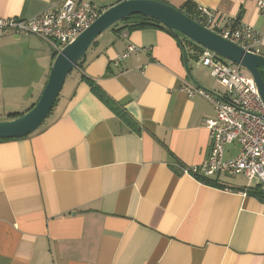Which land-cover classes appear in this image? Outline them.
Segmentation results:
<instances>
[{
	"label": "crops",
	"instance_id": "obj_1",
	"mask_svg": "<svg viewBox=\"0 0 264 264\" xmlns=\"http://www.w3.org/2000/svg\"><path fill=\"white\" fill-rule=\"evenodd\" d=\"M60 1L0 0V18L29 19ZM73 1L102 13L121 0ZM159 1L251 27L262 34L255 50L264 57L255 2ZM178 40L161 28L104 31L44 123L0 142V264H264L256 181L181 173L209 155L205 121L215 114L197 90L223 89L191 72ZM128 44L141 50L117 62ZM200 49L188 55L196 59ZM54 54L33 35L0 37V122L37 102ZM237 152L228 145L224 158Z\"/></svg>",
	"mask_w": 264,
	"mask_h": 264
},
{
	"label": "built area",
	"instance_id": "obj_2",
	"mask_svg": "<svg viewBox=\"0 0 264 264\" xmlns=\"http://www.w3.org/2000/svg\"><path fill=\"white\" fill-rule=\"evenodd\" d=\"M255 2L264 14V0ZM101 9L90 2L62 0L52 3L39 15L29 19L0 18V37L10 32L33 35L50 44L56 54L86 30L100 15ZM198 23L244 50L257 54L256 46L262 34L233 20L220 24L216 14L198 8ZM141 49L128 44L116 61L126 59ZM200 65L211 71L212 77L223 88L221 93L197 90L213 107L214 118L205 121L209 132V155L198 166L182 167L181 173L199 179L218 173L242 175L248 182L256 181L264 197V106L253 79L241 72L239 66L224 62L212 52L201 49L197 58ZM186 91L190 92L189 89ZM237 144V154L224 158L225 147Z\"/></svg>",
	"mask_w": 264,
	"mask_h": 264
},
{
	"label": "water",
	"instance_id": "obj_3",
	"mask_svg": "<svg viewBox=\"0 0 264 264\" xmlns=\"http://www.w3.org/2000/svg\"><path fill=\"white\" fill-rule=\"evenodd\" d=\"M131 15L152 19L174 37L180 34L200 48L244 69L253 79L264 106V82L260 74V71L264 72L263 56L221 38L169 4L158 0H121L103 11L86 30L60 50L37 102L17 118L0 122V139H17L34 133L50 114L68 75L85 60L86 50L94 39Z\"/></svg>",
	"mask_w": 264,
	"mask_h": 264
},
{
	"label": "trees",
	"instance_id": "obj_4",
	"mask_svg": "<svg viewBox=\"0 0 264 264\" xmlns=\"http://www.w3.org/2000/svg\"><path fill=\"white\" fill-rule=\"evenodd\" d=\"M178 10H180L187 17L191 18L192 20L198 23L197 21L198 12L194 11L189 4L184 5L182 9H178ZM119 26H122V28H126L128 31L142 30L146 28H161V29L167 30L165 27L161 26L154 20L143 17L141 15H131L127 17L125 20H123L121 23L117 24L115 27H119ZM175 38L178 39V37H175ZM178 43L183 48L179 40H178ZM260 74L264 82V72L260 71ZM10 140H15V139H0V142L10 141Z\"/></svg>",
	"mask_w": 264,
	"mask_h": 264
},
{
	"label": "rangeland",
	"instance_id": "obj_5",
	"mask_svg": "<svg viewBox=\"0 0 264 264\" xmlns=\"http://www.w3.org/2000/svg\"><path fill=\"white\" fill-rule=\"evenodd\" d=\"M163 3H164V1H163ZM166 4H169V3H166ZM177 37L180 39V41L183 44L184 49L186 50L185 53H186V55L188 57L187 59H188V62H189V66L191 68V72H193L194 74H198V76L200 75L201 78H203L207 82L211 83L215 87H217V88L219 87V88L223 89L220 85H217L215 79L211 75V71H210L209 68L202 67L199 64H197L198 66H196L197 58L193 59V57L188 55L190 47H196L198 49L199 46L195 45L189 39L185 38L184 36H182L180 34H177ZM223 61L228 63V61H225V60H223ZM241 72L246 73V71L244 69H241Z\"/></svg>",
	"mask_w": 264,
	"mask_h": 264
}]
</instances>
